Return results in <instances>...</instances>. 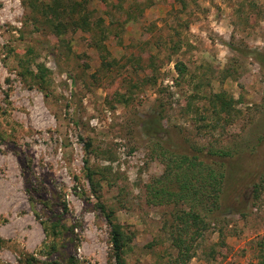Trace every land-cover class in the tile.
<instances>
[{
    "label": "rangeland",
    "instance_id": "1",
    "mask_svg": "<svg viewBox=\"0 0 264 264\" xmlns=\"http://www.w3.org/2000/svg\"><path fill=\"white\" fill-rule=\"evenodd\" d=\"M106 1L91 0L90 9L114 23L105 46L107 61L117 65L109 70L86 46L89 34L66 35V56L52 35L25 24L20 0H0V264L32 258L33 264H114L99 201L131 236L125 264H180L166 234L179 206L150 204L148 187L164 174L168 152L189 154L193 144L232 150L225 162L233 178H242L228 182L219 210L197 209L219 223L197 240L187 264H208L202 251L222 236L225 249L216 248L212 264H259L264 190L255 200L252 184L264 176V67L248 53L264 55V0H188L184 10L175 0H130L123 8L138 4L140 14L127 24L114 7L118 0ZM29 49L34 64L51 72L46 92L17 75V61ZM176 62L187 69L183 79ZM152 77L156 84L145 85L129 106L110 108L116 91ZM198 82L199 98L192 100ZM221 93L232 100L233 118L225 123L222 115L208 134L202 127L216 119L207 99ZM160 114L162 130L148 131L147 121ZM85 159L95 171L96 194L84 175ZM51 215L73 233L47 257L43 245L50 239L41 223Z\"/></svg>",
    "mask_w": 264,
    "mask_h": 264
},
{
    "label": "trees",
    "instance_id": "2",
    "mask_svg": "<svg viewBox=\"0 0 264 264\" xmlns=\"http://www.w3.org/2000/svg\"><path fill=\"white\" fill-rule=\"evenodd\" d=\"M25 11V24L30 22L33 27V32L41 35H52L58 42L59 47L63 50V54L68 56L71 52L70 42L66 40L65 36L82 32L89 34L90 38L87 40L86 46L93 48L98 52L101 60V65L104 70L117 65L115 60L107 61L109 51L105 46L106 39L110 36L111 30L106 20L102 16L95 17V9H90L91 0H49L44 2L41 0H20ZM106 3V0H99ZM130 0H118L116 7L119 11H124V23L134 22L140 14L139 5L133 4V9L123 8L124 4ZM133 2V0H131ZM184 9L188 6V0H175ZM26 58H20L17 62V75L29 87H38L42 92H46L49 84V76L51 72L45 68L41 63L34 64L33 50L29 49ZM261 66L264 67V55L257 51L248 53ZM175 70L178 78L183 79L186 67L182 62L175 63ZM34 67L35 70L34 71ZM147 84H156V78H146L141 82L129 84L124 93L115 92L110 100L114 104H110V108L115 105L127 107L132 103L134 96ZM202 83H196L195 93L190 97L194 100L199 98L198 94L201 90ZM188 99V100H190ZM207 112L212 115L216 121L211 125L202 127L206 129L209 134L210 131L215 130L219 126L221 116L224 115L223 121L228 123L232 120V100L227 99L224 93L210 95L208 97ZM194 106L188 107L187 110L193 111ZM203 117H197V120H202ZM208 118V117H207ZM162 115L153 117L147 121V130L154 132L162 130ZM90 143H86L87 152H89ZM191 153L177 154L175 152H168L169 159L167 161L164 174L153 181L152 185L148 187V202L153 205H167L177 207L171 213L174 223L171 224L166 231L169 241L172 243L175 250H178L177 262L180 264H187L192 258L196 256V250L201 244L196 243L199 238H202L205 232H208L211 225H218L219 221L212 222L208 216H201L197 209L205 204H209L207 212L208 215L215 210L222 207L220 201H224L226 185L230 187L239 182L238 179L232 177L234 170L232 165H228L225 159L233 157L232 150L220 149L213 146L199 147L196 144L191 145ZM163 155V154H162ZM164 156V155H163ZM207 156H216L219 161L213 162ZM85 178L92 186L93 194H96V189L93 187L97 183L94 181V174L90 167H88V160L85 159ZM172 176V177H171ZM235 180H237L235 182ZM264 190V176H262L258 183L252 184L253 199L258 200ZM99 199V197H97ZM187 206L185 211L183 208ZM96 207L106 219L107 225L110 227V242H111V260L114 264H125L124 255L131 242V236L126 233L122 226L115 222L113 209L107 208L100 201L96 203ZM205 208V207H204ZM212 208V209H211ZM241 217H245L243 213H237ZM42 226L49 243L44 244L43 248L47 257H51L57 253L60 241L63 236L73 233V227H68L63 224L61 219L56 215L49 216L42 221ZM224 236L218 245H211L206 250L202 251V258L208 264L215 262L220 253L216 252L219 246L224 247ZM257 244V260L259 264H264V243ZM2 241L0 240V247ZM63 245H60V247ZM61 249V248H60ZM223 256V255H222ZM35 259H27L25 264H33ZM35 264V262H34ZM50 264H56L52 262Z\"/></svg>",
    "mask_w": 264,
    "mask_h": 264
}]
</instances>
